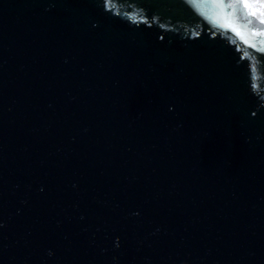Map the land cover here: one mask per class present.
I'll use <instances>...</instances> for the list:
<instances>
[{
    "label": "water",
    "instance_id": "1",
    "mask_svg": "<svg viewBox=\"0 0 264 264\" xmlns=\"http://www.w3.org/2000/svg\"><path fill=\"white\" fill-rule=\"evenodd\" d=\"M242 1L0 0V264H264Z\"/></svg>",
    "mask_w": 264,
    "mask_h": 264
},
{
    "label": "flooded vegetation",
    "instance_id": "2",
    "mask_svg": "<svg viewBox=\"0 0 264 264\" xmlns=\"http://www.w3.org/2000/svg\"><path fill=\"white\" fill-rule=\"evenodd\" d=\"M256 0L242 1L250 9H243L240 16L233 15L238 26V32L245 38L254 49L262 53L264 59V4Z\"/></svg>",
    "mask_w": 264,
    "mask_h": 264
}]
</instances>
